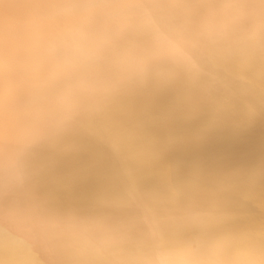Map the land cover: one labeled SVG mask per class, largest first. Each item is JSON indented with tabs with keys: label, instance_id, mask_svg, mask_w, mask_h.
I'll use <instances>...</instances> for the list:
<instances>
[{
	"label": "bare ground",
	"instance_id": "obj_1",
	"mask_svg": "<svg viewBox=\"0 0 264 264\" xmlns=\"http://www.w3.org/2000/svg\"><path fill=\"white\" fill-rule=\"evenodd\" d=\"M0 264H264V0H0Z\"/></svg>",
	"mask_w": 264,
	"mask_h": 264
}]
</instances>
